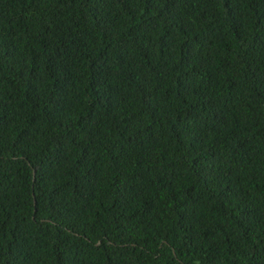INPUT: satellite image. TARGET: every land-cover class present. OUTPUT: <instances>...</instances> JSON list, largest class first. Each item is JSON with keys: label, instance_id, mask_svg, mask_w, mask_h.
<instances>
[{"label": "trees", "instance_id": "trees-1", "mask_svg": "<svg viewBox=\"0 0 264 264\" xmlns=\"http://www.w3.org/2000/svg\"><path fill=\"white\" fill-rule=\"evenodd\" d=\"M0 264H264V0H0Z\"/></svg>", "mask_w": 264, "mask_h": 264}]
</instances>
